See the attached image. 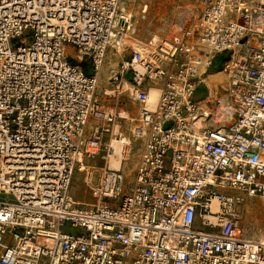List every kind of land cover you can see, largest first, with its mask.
<instances>
[{"label": "built area", "instance_id": "obj_1", "mask_svg": "<svg viewBox=\"0 0 264 264\" xmlns=\"http://www.w3.org/2000/svg\"><path fill=\"white\" fill-rule=\"evenodd\" d=\"M119 3L0 0V193L13 198L0 200V264H264V234L238 208L264 200V0H196L191 22L136 49ZM119 47L131 54L111 90L133 106L139 153L131 177L104 165L84 203L73 174L123 118L96 97ZM218 52L224 118L195 97Z\"/></svg>", "mask_w": 264, "mask_h": 264}, {"label": "rangeland", "instance_id": "obj_2", "mask_svg": "<svg viewBox=\"0 0 264 264\" xmlns=\"http://www.w3.org/2000/svg\"><path fill=\"white\" fill-rule=\"evenodd\" d=\"M125 2V3H124ZM120 3L121 13H132L131 22L134 31L131 32V41L127 40V45L136 49L140 45L146 43L150 38L153 40L165 36L167 30L174 24L189 23L193 20L192 8L196 0H124ZM124 3V4H123ZM128 11V12H127ZM71 48H67L66 53L77 56ZM131 54L130 47L120 51L117 54L108 51L103 64L100 67L98 83L96 88V97L107 106H113L114 111L132 109L133 106L123 96H114L111 91L105 92L106 88L112 89L111 70L117 67L122 57H128ZM225 52L215 54L212 61L205 65V71L201 74L197 85L195 97L199 100H205L207 105H213L221 97H226L228 93L229 81L228 75L221 69L222 62L226 58ZM78 60V57H76ZM75 63V60H71ZM79 64L84 68L85 59L78 60ZM104 91V92H103ZM120 132L122 136H130L133 141L132 159L126 161L125 168H121L128 177H131L138 153L139 144L133 138L130 127V120L120 118ZM120 138V134L115 135L109 133L103 138L99 154L95 158L87 161V166L91 170V180L96 179L99 175L100 167L108 165V158H102L106 155L110 138ZM89 184L85 182L84 173L75 171L71 180L70 194L78 200L91 202L93 197L90 195ZM243 199L239 203V221L242 224L250 225L254 228L253 235L264 234V202L258 197H247L242 195ZM245 197V198H244ZM13 198L4 193H0V200H12ZM245 200V201H243ZM244 203H246L244 205Z\"/></svg>", "mask_w": 264, "mask_h": 264}, {"label": "bare ground", "instance_id": "obj_3", "mask_svg": "<svg viewBox=\"0 0 264 264\" xmlns=\"http://www.w3.org/2000/svg\"><path fill=\"white\" fill-rule=\"evenodd\" d=\"M121 2H124V0H120V3ZM120 3H119V7L121 6ZM122 7H120V9L122 11L125 10V8L123 9ZM126 14L129 15V16H133V14L131 12L130 13H126ZM130 39H131V32H128V33H126L124 40H125V42H127V40L131 41ZM121 49L122 48L119 47L118 50L121 51ZM111 52H113V51H111ZM104 91L108 92V91H111V89L106 88ZM148 96H149V101L150 102L154 101L156 99V96H157L156 89H151L149 91V93H148ZM221 98H225V97H221ZM221 98L218 101H216L215 110H216V113L219 114L220 118H224L225 117V113H226V108L224 106L220 107V105H222L224 103L223 99H221ZM205 100L206 99H203L201 101L203 103H205ZM118 114H119L120 117H123L126 120H130V116H131L130 115V109L128 110V109L124 108V109L120 110L118 112ZM130 123H131V121H130ZM113 132H117L118 134H120V138L112 137L110 139L109 147L111 149L109 150V153H108V155H109L108 163L113 168H119V167L125 168L126 161H129L130 159H132L133 141H132V138L130 136L129 137L128 136H122V132H120V124H119V122L113 124ZM87 165H85V163H84V179H86L87 182L86 181L85 182L87 184H90L91 176H88L86 178V174L90 175L91 174V170L89 169V166H87ZM102 167H100V170H101ZM100 170H99V173H100ZM79 172H82V170H80ZM70 186H71V183H70ZM70 186H69V191H70ZM246 196L247 197H251V196H248V195H246ZM242 199H243V197H242ZM76 200L77 201H81V200H78V199H76ZM243 201H245V200H243ZM82 202L91 203V202H88V201H82ZM262 202H264V200H262ZM245 204L246 203H244V205Z\"/></svg>", "mask_w": 264, "mask_h": 264}, {"label": "crops", "instance_id": "obj_4", "mask_svg": "<svg viewBox=\"0 0 264 264\" xmlns=\"http://www.w3.org/2000/svg\"><path fill=\"white\" fill-rule=\"evenodd\" d=\"M197 89V88H196Z\"/></svg>", "mask_w": 264, "mask_h": 264}]
</instances>
